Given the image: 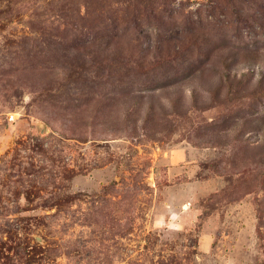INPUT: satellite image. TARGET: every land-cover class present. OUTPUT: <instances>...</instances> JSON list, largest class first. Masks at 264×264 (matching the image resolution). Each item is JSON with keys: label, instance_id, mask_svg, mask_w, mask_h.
Instances as JSON below:
<instances>
[{"label": "rangeland", "instance_id": "1", "mask_svg": "<svg viewBox=\"0 0 264 264\" xmlns=\"http://www.w3.org/2000/svg\"><path fill=\"white\" fill-rule=\"evenodd\" d=\"M0 264H264V0H0Z\"/></svg>", "mask_w": 264, "mask_h": 264}, {"label": "trees", "instance_id": "2", "mask_svg": "<svg viewBox=\"0 0 264 264\" xmlns=\"http://www.w3.org/2000/svg\"><path fill=\"white\" fill-rule=\"evenodd\" d=\"M176 83V81H174ZM175 83H171V84H175ZM167 86V85H166Z\"/></svg>", "mask_w": 264, "mask_h": 264}]
</instances>
